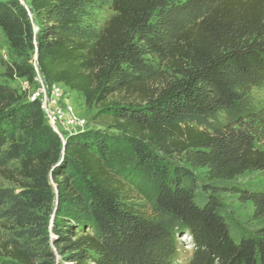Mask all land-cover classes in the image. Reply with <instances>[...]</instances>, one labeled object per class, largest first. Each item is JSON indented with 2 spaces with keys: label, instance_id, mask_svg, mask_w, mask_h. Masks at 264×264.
Listing matches in <instances>:
<instances>
[{
  "label": "trees",
  "instance_id": "16d2710c",
  "mask_svg": "<svg viewBox=\"0 0 264 264\" xmlns=\"http://www.w3.org/2000/svg\"><path fill=\"white\" fill-rule=\"evenodd\" d=\"M0 28L98 125L63 141L0 83V264H180L182 237L188 264H264V224L237 240L221 201L264 221L237 182L264 171V0H0Z\"/></svg>",
  "mask_w": 264,
  "mask_h": 264
},
{
  "label": "rangeland",
  "instance_id": "374dc122",
  "mask_svg": "<svg viewBox=\"0 0 264 264\" xmlns=\"http://www.w3.org/2000/svg\"><path fill=\"white\" fill-rule=\"evenodd\" d=\"M7 1V0H1ZM26 8H29L31 0H19ZM112 14V11L107 10L104 13H100V17L106 18ZM0 57H2L9 64H35L36 55L33 50H17L10 46L7 35L0 28ZM38 70H36L37 75ZM38 80H40L38 78ZM0 83L10 85L18 90L20 94L25 93L26 96H33L34 93L39 91V84L32 83V81H28L26 78H11L6 73V68L0 64ZM63 89V95L59 99V104L62 107L72 106L73 112L69 113L72 118H76L77 121L76 127L74 129H70V131H66L64 128L63 135L64 138L68 135L75 133L79 130L85 129L87 126L89 127H98L97 122L95 121V115L97 113V109L95 107H88L85 104L84 96L76 91H72L67 87L61 85ZM41 89V88H40ZM48 97L51 95L49 91H47ZM256 95L258 96L259 101L264 102V89L256 91ZM67 115V114H66ZM63 129V128H62ZM196 177L198 180V184L201 185L205 181V176L201 170H196ZM238 183L249 185V186H258L264 187V171H250L240 176L237 179ZM15 185L9 182L8 180L3 179L0 176V187H14ZM221 201L223 205V209L226 213L230 229L234 237L239 240L243 237H255L257 235L258 230L264 224V221L255 220L253 217V207L251 203H244L237 201L236 198L228 194H224L221 196ZM53 248V246H51ZM193 254V245L191 244L190 237H182L181 238V250L179 262L180 264H188L191 256Z\"/></svg>",
  "mask_w": 264,
  "mask_h": 264
},
{
  "label": "built area",
  "instance_id": "2783aa9c",
  "mask_svg": "<svg viewBox=\"0 0 264 264\" xmlns=\"http://www.w3.org/2000/svg\"><path fill=\"white\" fill-rule=\"evenodd\" d=\"M34 68L35 70H38L37 75L34 78V82H37L41 89L39 88V91L34 93L33 96H30L29 99L31 101L40 100L42 109L44 110L49 125L56 133L60 135L61 139L65 141L66 137L64 138L63 135L64 128L66 131L74 129V127H76L75 125H77V121L79 120L72 118L71 115H69V113L73 112V107L71 105L62 107L59 104V99L63 95V89L61 88L60 84H48L39 72L36 60ZM38 78L40 80H38ZM47 91L51 93L49 97Z\"/></svg>",
  "mask_w": 264,
  "mask_h": 264
}]
</instances>
